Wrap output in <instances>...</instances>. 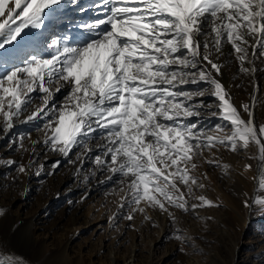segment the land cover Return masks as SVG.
Returning <instances> with one entry per match:
<instances>
[{
	"label": "snow or ice",
	"instance_id": "obj_1",
	"mask_svg": "<svg viewBox=\"0 0 264 264\" xmlns=\"http://www.w3.org/2000/svg\"><path fill=\"white\" fill-rule=\"evenodd\" d=\"M225 44L242 72L256 71L244 65L264 56V0H0V132L16 135L9 147L28 151L25 139L34 146L41 141L14 129L31 123L51 151L69 156L79 147L81 160L94 156L96 167L109 172L102 183L116 181L125 192L118 209L135 205L128 221L146 208L158 207L175 222L171 208L222 207L204 195L189 205L180 186L188 196L206 187L192 174L194 161L217 145L237 151L255 143L264 169V125L257 129L249 105L243 106L248 119L242 118L219 78ZM206 96L216 99L227 122L215 134L200 123L201 110L211 111ZM29 166L19 164L17 171L25 174ZM42 171L41 165L35 174ZM254 179V193L242 201L249 219L264 216V170ZM174 238L192 245L198 239L179 229ZM0 250L8 253L3 240ZM0 264L25 262L0 253Z\"/></svg>",
	"mask_w": 264,
	"mask_h": 264
},
{
	"label": "rangeland",
	"instance_id": "obj_2",
	"mask_svg": "<svg viewBox=\"0 0 264 264\" xmlns=\"http://www.w3.org/2000/svg\"><path fill=\"white\" fill-rule=\"evenodd\" d=\"M53 27L55 28L56 25H53ZM57 99L58 102H63V96H59ZM207 102L210 104L212 101ZM226 123L217 117L208 130L215 134L216 126ZM224 131H230V127H225ZM14 133H16L15 130ZM15 139L16 135L9 134L7 136L4 135L3 140L0 142V168L2 169L0 172V205L8 204L15 216H19V218H23L26 221L23 224L16 223L12 225L10 221L5 220L3 213L0 212V227L1 230L3 229L2 231H8V229L14 231V229L18 230V228L21 230L26 223L28 224L30 221L36 222V214L39 213L37 210L38 204H46L53 191L58 189L61 193H73L72 202H69V204L63 196L54 200L46 208L43 212L44 216L37 220L38 224L50 227L52 229L51 232H55L52 234L43 233L41 236H44V242L48 246L53 241L63 243L65 238L64 234H62L63 230L70 231L71 228H74L69 227V225L65 227L64 223L68 222L66 217L80 209L84 217L88 216L90 224L86 225L81 232L79 231V234L71 241L70 251L72 254L77 252L86 258H91L90 261L92 259L95 261L103 260L107 250L102 246L106 244H110L112 255L115 254L121 259L126 258L127 261H131L134 254H136V260L138 257L142 260L150 257L149 259L154 264H251L253 259L255 261L260 259L253 257L254 254L250 250H240L242 242L255 241L259 233L262 234L264 231V216H261L259 212L253 214L252 217L255 223L247 228H243L240 219H238V209L243 206L242 194H245V187L241 183L247 180V177L242 175V170H239V167H244L247 163L254 160L252 151H249V148L231 151L228 147L223 146L225 148L223 151L224 162L229 167L225 171L223 180H220L222 182H219L217 177L219 175L218 168H216L218 165H213L207 171L209 178L211 175L214 177L215 171H217L214 182L215 184L217 182L218 185L216 184V186L222 189L224 196L217 194V192H215L216 194L214 193L215 196L217 195L216 197L214 195L211 197V195L207 194L209 190L207 180L209 178L200 179V182L204 183L206 187L203 189L195 188L192 196H188L187 188L180 186L181 191L189 199V205L197 202L194 197L204 195L208 199L222 203V207H202L195 211H192L189 207L187 212L171 208L170 211L176 217L175 222L158 207L148 208L152 213L136 212L134 213V219L128 221L125 217L135 205L127 203L122 210L118 209L120 198L125 194L124 191H121L122 186L118 182L102 183L98 190L89 191V183L96 179L99 180L103 176L105 179L109 175L106 169H103L104 173L97 174L98 168L93 162L95 158H92L93 160L91 159L88 163L85 161V163L78 165L77 178H72L61 185L58 184L61 178L68 176L71 167L78 162V154L74 153V151H71L65 159H61L58 152L51 151L50 148L41 150L36 156L33 165H30L27 171V173L32 175V173L37 172L41 165L43 166L41 174L39 176L35 174L36 179H30L28 183L26 182L29 187L34 186L32 190L36 189L37 192L31 193L32 195L29 194L24 205H20L21 200L19 197L24 192L23 187L19 183L24 180L27 173H19L17 166L24 164L26 159L22 152V154L17 153L18 147H11L9 150L4 147L7 144H12ZM209 155L215 157L212 153ZM217 157L218 154L215 158ZM10 158L16 161V165L9 166L6 164V161ZM56 161H59V166L54 169L53 164ZM25 165L27 164L25 163ZM86 176L88 177L87 180L85 179ZM119 179L120 177H117V181ZM123 187L126 190V185ZM84 192L86 195L82 199L77 198L82 197L81 195ZM114 214H118L117 218L110 220L109 217ZM145 215L150 217V219H145ZM208 217H211V219H208ZM57 223H59L58 226L54 227ZM176 229H179L184 236L198 238L195 239V244H185L175 239L174 232ZM60 239H62L61 242H59ZM132 245L135 250L134 247L132 250ZM28 248H32L30 242L28 243ZM181 248L184 251H180ZM194 248L199 249V251H194ZM238 249L240 254H236ZM148 250L150 251L148 252ZM7 254H9V251ZM22 258L27 264H33L30 262L32 261L31 258ZM258 264H264V259L259 261Z\"/></svg>",
	"mask_w": 264,
	"mask_h": 264
},
{
	"label": "bare ground",
	"instance_id": "obj_3",
	"mask_svg": "<svg viewBox=\"0 0 264 264\" xmlns=\"http://www.w3.org/2000/svg\"><path fill=\"white\" fill-rule=\"evenodd\" d=\"M81 2L83 3L84 0H81ZM73 15L76 17H79L80 14L73 13ZM52 27L49 29V31H58L61 27L63 28L64 25L61 24L58 27L57 26L55 28L54 27L52 28ZM251 42L254 43V41H251ZM249 51H250V58H252L251 49ZM260 51H264V49H260ZM252 59H253L252 64L245 63L244 66L247 68H252L254 65L256 71L255 72L249 71L247 73L242 72L240 68V62L236 60L235 58V53L231 50L229 45L225 44L224 49H223V55L219 56V61H218L220 64L223 65V68H222L223 74L219 78L221 82L224 84L227 92L229 93L231 97V103L237 108L242 118L245 120L248 119V114L247 112L244 111L243 106L249 105L250 110L253 112L254 123L258 129L259 126L264 125V56H260L258 53L257 56ZM202 87H207V85H202ZM204 99L206 100L207 105L211 106V111L201 110L200 123L203 124L204 129L208 131L209 134H212V132L209 131L208 129L210 125L212 124V122L214 121V119L219 117L218 110L216 107L218 102L216 101L214 97H211V96H206L204 97ZM210 100L212 102L209 104L207 101H210ZM39 103H40L39 98H36L34 101V104H39ZM31 107L32 106H30V108ZM28 114H30V112L25 113L24 115H28ZM40 128L41 129L43 128V124L40 125ZM14 130L16 131V133L27 132L28 134H30L31 140L41 141L39 144L34 146L30 140L25 139L24 144H25V147L28 149V151H22L17 148V153L24 154L25 159H26L25 163L27 165L32 166L39 152L41 150L49 149V147L45 146L44 143L42 142L44 139L43 133L42 131L34 127L33 124L31 123L30 124H18L17 128ZM3 138H4V135L2 132H0V142L3 140ZM261 139L264 140V137H261ZM99 142H100V137L97 136L94 140L90 142V144L93 148H95L96 144ZM4 147L7 150L11 148L9 147L8 144ZM33 147L35 148L34 152L32 151ZM248 148H249V151H252V155L254 156L253 158L254 160H252V162L247 163V165H251V168L249 170H246L244 167H239V170L241 169L242 175H245L247 177L246 182L241 183V185L245 187V190L247 191L246 192L244 190V192L248 193L249 195H252L257 185V180H255L254 177H257L258 170H264V169L259 168V164L257 160V156H258L257 145L255 143H250ZM224 149L225 148H223L222 145H217L216 147L211 148V149H208V148L203 149L201 155L198 158H196L194 161L197 164V169L192 174L198 176L200 179H203L205 175L207 176V178H209V173L207 171H209V169L212 168V166L216 164V165H219L218 167H216L218 168V172H219V175L217 176L219 179L218 181L222 182L220 180H223L222 178L225 175V171H226V169L223 167L225 165L224 157H223ZM73 151L74 153L78 154L82 151V149L77 147ZM210 153H212V155H215V157L218 154V157L215 158L214 156L209 155ZM58 154L61 159H65L67 157V156L62 155L60 152H58ZM92 158H95V157L88 156L84 158L83 160L79 158L78 162L75 163V165L71 167L70 169L71 171L68 174V176L64 177L63 179L61 178L60 183L58 184L61 185L62 183L63 184L67 183L70 179L75 178L78 174L77 173L78 165L85 163V161H87L88 163ZM208 161H213V163H208ZM1 170L2 169L0 168V172ZM216 172L217 171H215V174ZM102 173H104V170L98 168L97 174H102ZM215 174L213 177L210 172L211 177L209 178V180H207V185L211 192L208 190L209 192L207 191V194L213 197L212 195H214V193L217 192V194L219 193L222 196H224L222 193V189L216 186L217 182L216 184L214 182L215 177H216ZM35 177H36L35 173H32V175L30 173H27V175L24 177V180L22 179L23 181L19 183V185L23 187V192H24V194H22L19 197L21 200L20 205H24L25 201H27L29 194L37 192L36 189L32 190L34 189L33 188L34 186L29 187L27 185L28 181H30V179H36ZM103 177H100L99 180L96 179V180H93L91 183H89L88 185L89 191L94 192L98 190L101 187L102 181H105V179L108 176H106L105 179ZM72 194L73 193L71 194L61 193L58 191V189L53 191L52 196L50 195L51 197L48 198L46 204H43V205L38 204L37 210L39 213L36 214L37 223L35 221L33 222L30 221L32 223L30 222H28V224L26 223L23 226V228H21V230H19L18 228V230L14 229V231L12 229L10 230L8 229V231H5V230L2 231L3 229L1 230V227H0V240H3L5 242L9 253H15L21 257H29L32 259V261L30 262H32L33 264H154L153 261L149 259L150 257L149 258L147 257L148 259L146 260L139 259L138 257V259L136 260V254H134L133 259L131 261H127L126 258L121 259L119 256H116L115 254L112 255L113 252H112V248L109 246L110 244H106L104 246L100 245L107 250L102 261L101 260L95 261L94 259L90 261L91 258H86L82 254L80 253L78 254L77 252L75 254H72L70 251L71 241H73V239L79 234V231L81 232L86 225L90 224V219L88 218V216L84 217L82 213L80 212L81 210L77 208H76L77 210L73 214L66 217V221L68 222L64 223L65 227L69 225V227H74V228H71L70 231H67L66 229L63 230L64 232L62 234H64L65 236L64 242L58 243V241H53L52 243H50L49 246L46 245L47 243L44 242V236H41V234L43 233L52 234L55 231L51 232L52 229L50 227L40 226L37 220L44 216L43 212L46 210L47 207H49L50 204L54 202V200H57L60 197L64 196L67 199L66 201H68V203L69 202L71 203L73 195H74ZM85 195L86 193L84 192L81 195L82 197H77V198L82 199ZM216 196L214 195V197ZM245 198H246L245 194H242V200H244ZM0 212L3 213L5 220L10 221L12 225H15L16 223L23 224L26 221L23 218H19V216H15L10 210V206L8 204L3 205V206L0 205ZM150 212L151 211L148 210V208H146V211L144 212V214H150ZM238 219H240V223H241V226L243 225V228H247L248 226L255 223V220L253 219V217L249 219L248 210L245 209L243 206L242 208L240 206L238 209ZM58 224L59 223L54 225V227L58 226ZM263 224H264V219H263ZM61 240L62 239H60L59 242H61ZM29 242L31 243V246H32L31 249L28 248ZM133 247L134 246L132 245V250H133ZM134 250H135V247H134ZM240 250L241 251L242 250L252 251V253L254 254L253 257L255 258L257 257V259L259 258L260 259L258 261H255L253 259L251 264H258L259 261L264 259V231L262 234L259 233L255 241H251L248 243L242 242ZM149 251L150 250H148V252ZM0 253L6 255V253H3L2 250H0ZM238 253H239V249L236 254ZM25 264L27 263L25 262Z\"/></svg>",
	"mask_w": 264,
	"mask_h": 264
}]
</instances>
